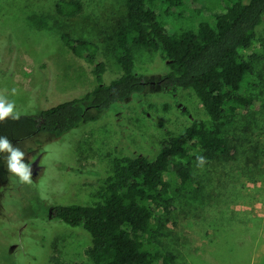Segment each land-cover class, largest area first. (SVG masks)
<instances>
[{
  "label": "rangeland",
  "instance_id": "374dc122",
  "mask_svg": "<svg viewBox=\"0 0 264 264\" xmlns=\"http://www.w3.org/2000/svg\"><path fill=\"white\" fill-rule=\"evenodd\" d=\"M55 1L0 0V92L8 90L21 114L19 120L0 122V137L25 153L26 164L43 155L44 166L31 184H23L9 173L8 154L0 152V264H92L91 235L54 219L51 208L96 205L117 159L138 153L155 158L165 140L160 122L181 134L193 120L209 119L195 91L161 88L158 82L168 69L160 52L133 46L137 70L147 81L144 93L106 111H89L81 127L60 137L37 132L42 111L97 86L93 67L60 39ZM82 1V31L93 30L98 42V32L106 31L100 46L110 84L123 74L109 37L126 19L125 0ZM189 7L186 16L197 26L200 18ZM158 9L163 14L161 4ZM163 17L170 31L189 24ZM79 28L75 23L77 36ZM242 54L252 65L250 80L263 105L227 120L223 133L234 155L199 167L202 154L195 152L196 190L176 193V210L165 216L159 235L163 250L175 254V264H264V22Z\"/></svg>",
  "mask_w": 264,
  "mask_h": 264
},
{
  "label": "trees",
  "instance_id": "16d2710c",
  "mask_svg": "<svg viewBox=\"0 0 264 264\" xmlns=\"http://www.w3.org/2000/svg\"><path fill=\"white\" fill-rule=\"evenodd\" d=\"M159 4L166 17L189 24L170 31ZM189 5L200 18L197 26L186 16ZM125 7V21L109 37L123 74L107 84L100 46L106 31L98 32L101 42L92 39L87 26L82 31V0L54 2L62 19V43L93 67L97 86L83 97L42 111L37 131L60 137L81 127L89 111H106L144 93L147 81L137 70L133 46L160 52L168 69L158 82L161 88L170 93L195 91L209 119L193 120L181 134L160 122L165 140L155 158L138 153L117 159L96 205H54L50 213L91 235L92 264H175V254L163 250L159 235L165 216L176 210V193L196 190L195 152L211 162L234 155L223 133L227 120L263 105L250 80L252 65L242 51L253 45L264 22V0H125ZM31 21L37 23L34 17ZM75 23L82 35L73 32Z\"/></svg>",
  "mask_w": 264,
  "mask_h": 264
},
{
  "label": "clouds",
  "instance_id": "9594fccd",
  "mask_svg": "<svg viewBox=\"0 0 264 264\" xmlns=\"http://www.w3.org/2000/svg\"><path fill=\"white\" fill-rule=\"evenodd\" d=\"M7 91L5 89L4 92H0V122H4L7 119L19 120L21 115L16 109L15 102L10 100L5 94ZM15 93L16 90L12 89L11 94L15 95ZM0 152L8 154L6 162L9 173L16 175L20 183L31 184V164L24 162L25 153L19 147H14L7 137H0ZM197 162L199 167H203L207 162V158L197 156Z\"/></svg>",
  "mask_w": 264,
  "mask_h": 264
},
{
  "label": "flooded vegetation",
  "instance_id": "af4514ba",
  "mask_svg": "<svg viewBox=\"0 0 264 264\" xmlns=\"http://www.w3.org/2000/svg\"><path fill=\"white\" fill-rule=\"evenodd\" d=\"M38 132V131H37ZM42 158H43V155L42 156H38L32 163H31V166L36 162L38 161L37 165L35 167H33L34 171L39 167V170L37 171V174L36 176H32V178H37L39 176V174L41 173V171L44 169V166L42 164Z\"/></svg>",
  "mask_w": 264,
  "mask_h": 264
},
{
  "label": "water",
  "instance_id": "95a60500",
  "mask_svg": "<svg viewBox=\"0 0 264 264\" xmlns=\"http://www.w3.org/2000/svg\"><path fill=\"white\" fill-rule=\"evenodd\" d=\"M38 161H36L32 166H31V171L34 176H36L37 171L39 170V167L34 171L33 167L37 165Z\"/></svg>",
  "mask_w": 264,
  "mask_h": 264
}]
</instances>
